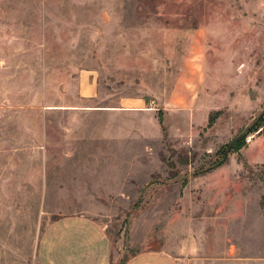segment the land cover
<instances>
[{
	"label": "rangeland",
	"instance_id": "rangeland-1",
	"mask_svg": "<svg viewBox=\"0 0 264 264\" xmlns=\"http://www.w3.org/2000/svg\"><path fill=\"white\" fill-rule=\"evenodd\" d=\"M78 213L112 264H264V0H0V264Z\"/></svg>",
	"mask_w": 264,
	"mask_h": 264
},
{
	"label": "crops",
	"instance_id": "crops-1",
	"mask_svg": "<svg viewBox=\"0 0 264 264\" xmlns=\"http://www.w3.org/2000/svg\"><path fill=\"white\" fill-rule=\"evenodd\" d=\"M79 91L81 100L86 102H93L98 95L97 84L91 77L82 81ZM130 102L131 99L123 98L117 106L124 110ZM113 252L104 221L89 213L70 214L47 225L40 240L39 263L112 264ZM183 253V247L172 251L148 249L126 257L121 264H188L189 259Z\"/></svg>",
	"mask_w": 264,
	"mask_h": 264
}]
</instances>
